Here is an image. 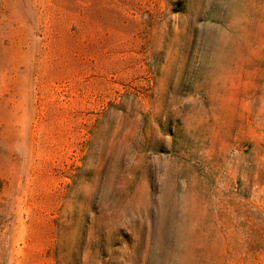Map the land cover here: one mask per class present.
<instances>
[{
	"label": "rangeland",
	"instance_id": "1",
	"mask_svg": "<svg viewBox=\"0 0 264 264\" xmlns=\"http://www.w3.org/2000/svg\"><path fill=\"white\" fill-rule=\"evenodd\" d=\"M0 264H264V0H0Z\"/></svg>",
	"mask_w": 264,
	"mask_h": 264
}]
</instances>
